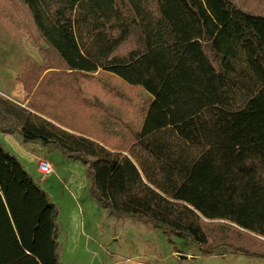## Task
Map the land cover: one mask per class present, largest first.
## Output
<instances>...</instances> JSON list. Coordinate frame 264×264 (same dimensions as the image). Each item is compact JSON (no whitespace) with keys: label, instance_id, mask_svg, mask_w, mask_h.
<instances>
[{"label":"trees","instance_id":"obj_1","mask_svg":"<svg viewBox=\"0 0 264 264\" xmlns=\"http://www.w3.org/2000/svg\"><path fill=\"white\" fill-rule=\"evenodd\" d=\"M8 1L25 12L45 68L17 79L30 108L0 101L2 132L81 161L115 218L203 255L264 258L249 237L264 239V13L234 0ZM94 75L125 92L102 88L115 94L105 104ZM55 217L0 143V264H59Z\"/></svg>","mask_w":264,"mask_h":264},{"label":"rangeland","instance_id":"obj_2","mask_svg":"<svg viewBox=\"0 0 264 264\" xmlns=\"http://www.w3.org/2000/svg\"><path fill=\"white\" fill-rule=\"evenodd\" d=\"M5 1L0 0V101L28 109L30 94L17 79L27 67L45 68V60L34 42L23 9ZM234 1L245 10L264 13V0ZM94 78L90 89L96 91L94 93L102 97L105 104H113L115 94L99 91L108 86L117 94L120 89L115 88L117 83L100 75ZM127 95L139 97L140 101L146 99L141 92L129 91ZM1 113L0 105V127H6L9 123L2 120ZM5 137L0 128L4 149L19 160L56 208L59 264H264V258L247 257L226 249L211 256L203 255L188 241L167 237L160 228L130 218H115L90 194L86 166L81 161L70 159L53 147L24 142L16 131L10 132L4 142ZM39 159L51 165L49 176L42 178L36 172ZM249 237L264 244L262 238ZM233 238L236 242L242 241L241 236Z\"/></svg>","mask_w":264,"mask_h":264},{"label":"built area","instance_id":"obj_3","mask_svg":"<svg viewBox=\"0 0 264 264\" xmlns=\"http://www.w3.org/2000/svg\"><path fill=\"white\" fill-rule=\"evenodd\" d=\"M36 172L42 177L49 176L52 173L51 165L45 160L39 159L36 164Z\"/></svg>","mask_w":264,"mask_h":264},{"label":"crops","instance_id":"obj_4","mask_svg":"<svg viewBox=\"0 0 264 264\" xmlns=\"http://www.w3.org/2000/svg\"><path fill=\"white\" fill-rule=\"evenodd\" d=\"M3 134L6 135V137L4 138V142H5V141H6V138L9 136V133H4V132H3ZM0 141H1V140H0ZM0 143H1V142H0Z\"/></svg>","mask_w":264,"mask_h":264}]
</instances>
